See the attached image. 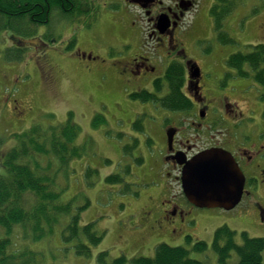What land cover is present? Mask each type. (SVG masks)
Listing matches in <instances>:
<instances>
[{
	"label": "rangeland",
	"instance_id": "obj_1",
	"mask_svg": "<svg viewBox=\"0 0 264 264\" xmlns=\"http://www.w3.org/2000/svg\"><path fill=\"white\" fill-rule=\"evenodd\" d=\"M93 1L99 19L116 18V14L130 17L122 6L121 9L114 10L101 1ZM236 1L237 7L232 8L224 21L228 36L235 40L234 44L225 46V58L237 51L249 52V45H264V4L261 3L264 0H230V4L235 5ZM205 8L202 15L210 19V10L207 12L208 6ZM190 15L192 14L186 17V22H192ZM6 21H11V25L19 30H27L24 21ZM93 22L95 23L91 27L79 24L73 26L65 22L62 25H52L55 26V34L60 35L54 45L61 52L46 57L53 69L50 70V75L45 72L41 74L37 65L40 55L34 54H42L44 47H40L39 53L34 47H29V39L40 35L24 37L20 32H0V162L16 144L13 134L27 130L37 123L47 125L65 122L68 114L72 113L73 122L80 127L76 143L83 144L85 148L82 157L70 164V169L74 168L75 172L68 175V186L61 201L73 199L72 207L79 208L87 199L89 203L81 213L80 223L85 225L95 221L96 229L104 233L101 243L91 248L89 257L76 255L72 245H68L65 252L58 233L48 239L28 243L17 232L13 236L12 248L26 246L43 251L51 264H114L121 257L125 258V262L121 264H133L132 260L137 256L153 257L155 248L160 243L190 249L192 243L202 240L208 244V250L205 253L190 252V257L202 264H217V256L211 248L217 228L227 226L234 230L238 243H242L241 232H246L249 237L264 239V214L260 211L261 208L264 209V181L259 180L264 179L262 156L257 160L262 172L255 164L248 169L255 179L250 187L253 195L244 196L235 208H203L194 222L187 224L185 228L174 225L170 230L166 224L168 228L163 225L158 206L160 186L155 176L161 163L163 145V129L158 110L154 108L149 116H144L141 122L143 131L134 129L133 121L144 112V108L147 110L146 104L132 99V89L117 79L113 69L109 68L110 59L116 55L114 51L123 50L125 44L130 42L132 49H141L134 40H137L136 35L141 33V28L146 29L147 25L144 21H140L141 26L136 21H131L136 26L131 25L129 29L128 26L121 25L120 21ZM195 22L201 23L202 27L213 24L209 20ZM193 32L198 34L199 30L195 28ZM70 35H76L80 41L89 40L93 43L96 55L100 58L89 59L74 55V49L66 44ZM10 37L12 41L15 40L14 37L20 40L21 47H16L24 49L23 60L10 61L5 56L3 58L4 47L12 43L7 40ZM143 40L147 41L144 46L153 50V41L147 40L145 36ZM82 46L88 48L90 44L84 43ZM201 47V43L197 42H191L188 46L190 51L203 58ZM142 88L152 87L149 85L148 88ZM256 92L259 96L264 95V89L260 87H257ZM13 98L18 99V107L25 114L12 116L19 110L13 106ZM242 107L245 108V114L252 115V109L261 113L259 120L256 118L249 125L248 123H252L250 120L241 129L245 134L256 133L264 126V100L258 101L257 107L248 102H243ZM97 114L104 117L105 123L94 127L92 122ZM48 115H53V118H47ZM133 141H137L136 145L131 148L129 155L124 156L123 146L132 145ZM138 159L140 161L136 162ZM125 165L130 166L129 174L122 171ZM89 168L98 172L90 179L94 183L92 186L88 185L85 176ZM0 172L4 174V168L0 167ZM112 173H123L124 182L131 185V192L123 193L121 186L106 184L104 177ZM163 176L164 173L162 178ZM177 188L174 186V189ZM132 191H137L138 194ZM188 236L192 238L191 243L187 241ZM103 252V261H99L98 256ZM50 253L53 255L50 256ZM237 259V255L232 254L229 264L236 263Z\"/></svg>",
	"mask_w": 264,
	"mask_h": 264
},
{
	"label": "flooded vegetation",
	"instance_id": "obj_2",
	"mask_svg": "<svg viewBox=\"0 0 264 264\" xmlns=\"http://www.w3.org/2000/svg\"><path fill=\"white\" fill-rule=\"evenodd\" d=\"M98 1L114 10L121 9L122 6L130 17H122L115 13L116 18L103 20L94 16L93 12H87L85 16H74L77 13L76 11L72 12L75 0H56L61 3L62 9L65 11L60 14L57 5L51 0L53 4L47 1L41 9L45 10V15L53 10L52 15L40 18L38 17L40 14L33 7L31 20L35 22L63 21L66 24L71 22L70 24L73 26L78 21H82L80 26L83 27H85L84 21H129L130 25L134 26L135 23L131 21H139L140 26V21H144L147 27L143 29L145 30L143 35L138 34V43L141 46L145 45V42L147 43L143 40L145 36L147 40L153 41V50L124 48L118 51V56L111 63L116 78L125 84L132 83L134 86H138L146 83L151 84L153 88H155L154 83L158 82L159 89H163V78L167 72H182L184 74L182 93L191 107L185 111H167L162 115L163 121L167 122L164 126L165 131L172 128L174 135L172 149L165 141L166 153L162 159L164 176L163 178L160 176L158 184L161 193L159 209L163 225L166 224L170 230L174 225L185 228L187 224L194 222L200 210L190 203L180 191L179 173L181 167L172 156L174 153L183 152L187 157H190L195 152L206 148L221 147L232 153L239 166L246 171H244L245 173L251 175V171L248 169L253 168L254 164L260 169L261 165L257 160L259 156L264 155L260 152L264 150V126L251 135L245 134L241 130L248 121L251 120L252 123L248 124L252 125L255 119L259 120L261 116L257 109L256 111L252 109L253 114L251 115L245 114V108H241L243 102L257 107L259 98L254 89L257 83L250 78L240 77L236 70L230 69L224 64L222 45L218 41H216L214 49H201L203 58L198 57L188 48L191 42L200 43L212 40V38L208 39L213 35L208 25L202 27L201 23L195 22L208 21L199 12L202 6L208 5L211 8L214 4L222 6L225 3L217 0ZM191 13L190 21L192 22L186 23V17ZM195 28L199 30L198 34H194L193 29ZM84 43H88L90 46L84 48L82 46ZM70 44L74 46L75 52L79 55L97 57L94 45L89 40L80 41L74 37L70 40ZM41 46H48L47 42L40 40ZM33 47L36 49L39 44L36 46L34 43ZM43 52L46 53L45 56L53 54L52 50L46 48L43 49ZM196 66L199 68V72L194 75ZM243 143L246 144L245 147L242 146ZM197 148L199 150H196ZM254 149H256L255 152ZM256 154L257 157H255ZM161 172H163L162 169ZM247 184L246 179L245 186ZM174 186L178 188L174 189ZM173 192L175 195H172Z\"/></svg>",
	"mask_w": 264,
	"mask_h": 264
},
{
	"label": "trees",
	"instance_id": "obj_3",
	"mask_svg": "<svg viewBox=\"0 0 264 264\" xmlns=\"http://www.w3.org/2000/svg\"><path fill=\"white\" fill-rule=\"evenodd\" d=\"M57 5L60 2L53 0H0V11L4 16H18L19 20L31 17V9L45 16V3ZM50 12V11H49ZM214 13V11H213ZM219 19H215L217 27H220ZM41 22V21H40ZM264 27V24H263ZM26 34V33H25ZM225 44H233L234 40L227 36ZM247 53H235L228 58L227 64L235 67L240 75H247L246 68H251L254 80L264 87V45L250 46ZM9 60H20L22 55H7ZM41 74L45 72L50 75V65L45 57L37 61ZM249 74V73H248ZM179 77V79H178ZM166 79V80H165ZM164 79L169 90L166 97L167 106L175 108L174 103H180L179 108H184L187 101L181 93L182 73L169 72ZM155 93L141 91L133 93L132 99L148 102L157 99L159 92L158 82L154 83ZM17 117L23 115L22 108L18 107V99L13 103ZM173 106V107H172ZM47 118H53L48 115ZM104 122L103 117L97 114L92 122L98 127ZM140 120L133 123V128H139ZM80 133V127L72 120V113L68 114L65 122L56 124H34L27 130L13 134L16 139L15 146L8 151L0 162L4 168V174L0 172V264H51L48 263L43 251H36L22 247L13 249V236L20 233L21 237L30 242H38L59 234L62 248L67 252L72 245L76 255L89 257L91 248L101 243L104 233L96 229V222L81 225L80 217L82 211L87 207L89 201L79 208L72 207L73 199L62 202V194L67 189V179L71 172L70 164L73 160L81 158L85 146L76 143ZM121 135V134H120ZM132 146V145H131ZM130 145L123 146V154L131 153ZM133 146L135 144L133 143ZM140 159L136 160L139 162ZM124 174L130 173V166H124ZM96 170L87 169L85 176L88 185ZM106 184H116L122 187V192H129L131 185L124 182L123 173H112L104 177ZM134 194H138L134 192ZM242 243L236 240V232L226 226L219 227L214 232L211 248L217 256V264H229L232 254L238 259L234 264H264V239L260 237H249L246 232L241 233ZM191 243L192 238L187 237ZM209 246L205 241L197 240L192 243L191 248L184 246H169L160 243L155 248L153 257L137 256L133 258V264H202V262L190 257V252L205 253ZM53 253H50V256ZM105 252L98 256L103 261ZM125 262V258L117 259L114 264Z\"/></svg>",
	"mask_w": 264,
	"mask_h": 264
},
{
	"label": "water",
	"instance_id": "obj_4",
	"mask_svg": "<svg viewBox=\"0 0 264 264\" xmlns=\"http://www.w3.org/2000/svg\"><path fill=\"white\" fill-rule=\"evenodd\" d=\"M184 192L200 207L234 208L241 199L245 178L232 156L210 149L185 162Z\"/></svg>",
	"mask_w": 264,
	"mask_h": 264
}]
</instances>
